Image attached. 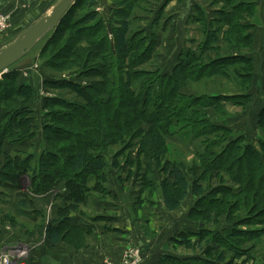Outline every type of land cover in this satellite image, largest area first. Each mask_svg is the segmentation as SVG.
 I'll use <instances>...</instances> for the list:
<instances>
[{
  "label": "trees",
  "instance_id": "obj_1",
  "mask_svg": "<svg viewBox=\"0 0 264 264\" xmlns=\"http://www.w3.org/2000/svg\"><path fill=\"white\" fill-rule=\"evenodd\" d=\"M84 1L78 0L56 31L48 35L40 56L45 57L56 45L60 48L57 58L53 57L56 61L46 60L48 64L63 71L79 68L71 75L78 79L80 76L98 77L97 83L90 88L67 79L45 81L59 87H73L89 103L76 106L64 100H45L42 104L45 116L37 115L33 88L21 85L20 74L15 69L10 70L14 72L11 76L15 79L16 90L9 84L7 90L0 93V157L5 156V160L0 161V184L19 188L22 177L31 174L30 190L48 193L65 182L70 192L67 196L69 209L85 202L90 189L102 191L109 182L108 171H120L123 159L135 164L136 161L130 159L133 153L129 152L135 146L138 147L136 164L146 166L145 171L140 168L137 173L143 180L139 193L151 188L153 195L160 189L163 202L171 211L196 195L198 200L190 218L196 214L204 221H211L210 201H204L211 180L206 175L226 169L234 181L248 185L232 202L223 201L224 198L217 202L225 203L222 207H228L229 218L234 209L248 211L240 218L241 223L253 217L245 223L250 226L245 231V242H251L250 246L246 250L235 248L228 239L236 231L228 236L213 233L207 227L200 228L201 220L195 222L199 232L179 233V244L187 249H203V256L189 260L167 257L161 264H237L242 257L252 258V249L258 250L256 254L260 256L259 252L264 250V107L257 115L260 133L257 146L245 142L241 136L233 138L228 124L231 115L226 108L232 104L247 109L254 101L258 0H215L221 6L210 19L202 11L203 16L198 13L192 17L200 22L198 34L187 39L189 44L180 51L174 68L167 72L159 67L153 71L141 68L152 59L151 52L158 43L154 31H145V36L135 28L137 19L133 16L140 9L147 10L148 0H114L116 8L109 19L92 8L95 0H89L90 8L71 20V14L75 10L79 12L78 6L84 5ZM107 25L112 36L105 31ZM4 34L0 39L6 41L9 34ZM11 76L5 74L3 78ZM3 83L0 81V88ZM11 87L14 89L8 95ZM11 97L21 100L15 102L14 107L4 108L2 103L12 101ZM22 102L26 104L22 106ZM209 108L216 111L213 118L206 112ZM39 119L43 121L46 138L43 150L28 156L8 154L5 143L10 139L19 143L35 138L32 128L37 129L35 122ZM59 122L62 128L57 127ZM66 124H74L77 129L67 128ZM177 132L190 137L193 145L198 143L199 166H189L186 156L169 150V143L181 136ZM220 133H224L223 136H217ZM11 134L16 137L11 138ZM212 165L217 168L213 169ZM156 166H163L161 180L159 174L154 175ZM199 167L201 172L195 174ZM131 174L132 171L128 178ZM194 175L197 178L194 177L190 184V177ZM118 178L121 181L120 173ZM213 193L223 194V191ZM213 211L217 213L215 219L220 221L222 213ZM0 222L11 224L5 218ZM52 237L55 241L62 238L59 231H54ZM193 238H196L194 244Z\"/></svg>",
  "mask_w": 264,
  "mask_h": 264
},
{
  "label": "crops",
  "instance_id": "obj_2",
  "mask_svg": "<svg viewBox=\"0 0 264 264\" xmlns=\"http://www.w3.org/2000/svg\"><path fill=\"white\" fill-rule=\"evenodd\" d=\"M50 1L52 0H0V12H8L13 17H35L27 23L30 25L34 20L48 13L57 0H53L52 3ZM109 1L111 2V0ZM148 1L150 3L147 10L140 9L135 13L133 19L140 22L142 30L157 33L158 43L155 47L158 51L157 62L156 65L153 62V65L167 72L176 65L182 48L189 44L187 39L198 34L200 22H196L192 17L195 18L202 11L210 19L220 8L221 3H217L215 0ZM98 4L102 6L99 8L104 10L102 14L109 19L112 11L116 8L114 0H112V4L105 5L101 2ZM258 4L259 15L264 17V0H258ZM255 22V50L258 53V50L264 47V35H259V31L264 33V27L258 26L257 19ZM25 26L26 24L19 32ZM260 26H264V23ZM257 57L260 56L255 54L256 60ZM36 68L37 65L34 70ZM46 78L43 79L47 80ZM27 83L37 95L35 96L36 110L45 116L46 111L42 106L44 99L40 98L44 89L43 87L40 89L42 82H38L35 78L34 82L31 80ZM35 125L39 137L28 140L26 143L34 141L36 145H44L46 138L43 135L42 119L36 121ZM15 145L19 149L22 147L21 143L7 142L5 151L12 156H19L20 153L17 152L18 148ZM0 161H3L2 157H0ZM108 173L109 182L102 191L90 189L85 202L76 204L69 209L70 203L67 201V196L70 192L65 182L48 193H34L29 187L26 188L23 185L18 188L11 184H0V221L3 218L8 219L12 226L10 230L2 226L0 245L21 243L28 248L32 264H104L103 261L107 258L120 261L128 247L138 246L141 247L143 253L141 264H161L165 259L162 256L166 253L162 249L169 245L167 239L173 237V218L174 221L177 220L175 225L181 223L182 213L187 217L192 208L190 212L187 209L183 211V205H181L178 208L179 212L173 215V211L169 210L164 202H161V196H158L157 218L154 220L155 222H150L144 218L145 205L148 203L150 209L153 210V204L156 202L155 197H151L150 194L147 196L146 190L143 194L139 193L143 187L142 177L139 175L135 181V178H128L127 171L119 172L111 169ZM119 173L122 175L121 181L118 178ZM130 185L132 186L130 187ZM190 198L194 200L193 195ZM169 218L171 221H168ZM146 221L150 223L149 226L146 225ZM189 221L191 222L186 219V222ZM186 224L191 225L192 222L185 223L182 227H185ZM155 225L159 228H156L157 234L155 233L154 236V234H150L153 232L150 229H154ZM182 227L179 228L181 231ZM48 228L50 230L47 233ZM54 231H59L61 240H53ZM172 245L173 258L177 260H187V258L193 257L192 255L201 253L199 248L187 249L174 242ZM256 251L258 250H251L252 258L242 257L236 263L264 264V250L259 252L260 256L257 255L258 253L256 254Z\"/></svg>",
  "mask_w": 264,
  "mask_h": 264
},
{
  "label": "rangeland",
  "instance_id": "obj_3",
  "mask_svg": "<svg viewBox=\"0 0 264 264\" xmlns=\"http://www.w3.org/2000/svg\"><path fill=\"white\" fill-rule=\"evenodd\" d=\"M52 1H50V2L52 3ZM54 1H56V0H54ZM97 1L101 2L105 5L108 3L112 4V0H111V2L109 0H95L96 3H93L92 8L94 7L101 14L104 10L102 8H99L102 6H100ZM84 2H85L84 5L81 4L80 6H78V9L81 8L79 12L75 10L76 12L74 11L71 14V16H70L71 20H74L77 18V17L73 18L74 15L79 16V14L81 12H82V14H84L83 13L84 10H87L90 8L89 0H86ZM0 13L1 14H7V15L11 16L10 28L8 29L9 37L6 41L0 39V47H5L4 45H7L11 41H13L16 38V36L20 33L19 30L25 24H26L25 28L28 27L29 24H27V23L35 18V17H31V18L27 17L26 18L24 16L13 17V15L8 13V12H0ZM36 20H34V21H36ZM257 20H258V22H257L258 26L263 28L264 26H260V25H263L264 17L263 16L260 17V15H259ZM107 27H106L105 31L110 33V35L112 36V30H110V26H107ZM135 28L139 29L141 32L143 31L142 34L146 36V32L144 30H141L139 21L137 23H135ZM259 35H264V33H261L259 31ZM47 37L48 36H46L33 50H31V52L29 54H27L24 58H22L18 63L13 65V67L11 69H8L5 74H10V76H11L12 74H14V72L13 71L10 72V70L15 69V71L20 74L19 75L20 76L19 82L21 85L26 84V85L30 86L29 83H27V82L31 81V80L34 82L35 78L38 80V82H42V83H40L41 84L40 89H42V87L44 89H43V92L40 94V98L44 99V102H45V100L47 101V100L55 99L54 102H59V101L64 100L67 102H71L72 104H75L76 106L77 105L87 106L89 103L87 98H82L76 92V89H74L73 87H70V86L59 87V86H55V85H50L49 83L48 84L45 83L46 80L43 79L44 77H47L46 79H48L50 81L67 79V80H70L69 82L73 81V82H75V84H77V85L79 84V85L83 86L84 88H86V87L90 88V86L95 85V83H97V81H98V77L96 78V77L80 76L78 79V78H76V76H71V75H74L77 72V70H79V68L76 70L72 69V71H70V70L63 71V70H61V68H55L52 65L48 64L46 60H49L51 62L56 61V58H57L56 53L60 50V48L56 47V45H55V47H53L48 52V54L45 55V57H41L40 56V50H41L42 46L45 44ZM157 52L158 51L156 49H154V51L151 52L152 59L150 61L146 62L144 65H141V68H144L147 70H152V71L155 70L156 66L153 65V62L156 65V62H157L156 61V54H157ZM256 54H258L260 57L259 58L257 57V60H256L257 61L256 62L257 77H256L255 86L253 87L254 101L250 104V106H248L247 109H242L240 106H235L232 104H228V106L226 108L229 110V114L231 115L229 118L228 124L231 127V129L233 130V133H232L233 138L241 136V137H243L245 142H249V143L252 142V143H254V145L257 146L258 139L260 137L259 129L257 128V115H258L259 111L264 107V47L260 48L258 50V53H256ZM53 57H56L55 60L53 59ZM36 65H37V68L34 70ZM18 68H20V69H18ZM30 69H31V71H30ZM50 73L53 75H51ZM5 74L0 75V81L4 82L2 87L0 88V93L3 89H6L9 86V84H12L16 90V84H14V81H15L14 77L11 76L8 79H4L3 77ZM28 75H29V77H28ZM63 82L67 83L65 81H63ZM14 88L11 87V90L10 91L8 90L9 91L8 95H11V92ZM91 92L93 93V91H91ZM35 96H37V95H35ZM34 97H32V98H34ZM11 99H12V97H11ZM20 100H21V98H19L16 101L14 99H12V101H5L2 104H3L4 108L9 109L11 107H14L16 105L15 102L18 103ZM24 104H26V102H22V106ZM27 106L30 107L31 105L27 103ZM60 108H61V106H60ZM62 110H66V108H62ZM206 112L208 113V115L211 116V118H213L215 116V113H216L215 109H213V108L207 109ZM37 115H40V112H38ZM64 126L67 128L70 127V128L77 129V127H75L74 124H71V125L66 124ZM57 127L62 128L60 126V122L57 124ZM32 129H33V132L35 134L34 137H39V133L36 131L37 129H35L34 127ZM57 130L64 131L63 129H57ZM177 134H180L181 136L178 135L176 137L175 141L172 140V142H170L168 145L171 153L173 152V150H175L174 154L177 152L179 154V156H183V155L186 156V158L188 159L187 164L189 166L190 165L199 166V164L201 163V160L199 159V156L196 153L199 149V148H197L198 143H194V145H193L190 137L184 135L183 133L177 132ZM223 134L224 133H220V134H217V136H223ZM10 137L11 138L16 137V135L11 134ZM9 142L14 143L13 139H10ZM17 142H15V144L21 143V145H22V147H20V149L15 145V147L18 148L17 152L20 153V156L22 154H25L28 156L34 152H36V153L41 152L43 150V146H44V145H36L34 141H30L31 144H30V142L26 143L25 140H22L19 143H17ZM137 150H138V147H135V146H132V148L129 150V152L131 154L133 153L131 155L130 159L135 160L136 161L135 164L128 163L123 159L121 167H120L122 169L120 171L118 169H114V170H118L119 172H121L122 170L127 171L128 174L132 171L130 178L131 179L135 178V181L138 178L137 173L139 172L140 168L142 171H145V169H146L145 164H142V165L136 164V163H138V156L136 155V153L138 152ZM37 154H39V153H37ZM1 157H2V160L4 161L5 158L3 159V156H1ZM29 162H31V161H29ZM162 167L156 166L155 171H154V175L159 174V180H161V172H162L161 168ZM212 168L216 169L217 166L212 165ZM195 169H196V167H195ZM201 170L202 169L199 167L197 170H195L196 172L194 170H191V172H195V174H198L201 172ZM225 171H226V169L224 171L223 170H221V171L215 170L213 172H208L206 175V177H208V178L210 177L211 180H210V184H209V190L206 192L207 200H204V201H210V204L208 203V206L212 210L211 211L212 217H213L212 220L211 221H204V219H201L202 218L201 216H198L196 214L193 215L194 218L191 219V218H189L188 215L186 217V215H184L182 213L183 219H181L182 220L181 223L175 225L177 223V220L174 221V218H173V226H172L173 237L167 239V242H169V245L166 246L165 249H162L163 252H166L162 256L163 259L167 258V257L173 258V245H172V243L174 242L176 245H180L179 244V237H180L179 233H185L186 231H191V232L197 233V232H199L200 228H206V227L209 229H212L213 233H218L220 235H222L224 233V236H228V234L235 233V231H236V234L233 237H229V239H228L231 242V244L239 250H246L247 247L250 246L251 242H245L246 233H247L245 231H248V228H250V226H249V224H245V223L252 221L253 217L249 218L245 223L244 222L241 223L242 221H240V218H243V216L248 212L247 210L241 211V209L240 210L234 209L235 212L229 218L228 207L226 205L224 207H222L225 203H223V205H220V203L217 202V200H222L223 198H224L223 201L231 200V202H232L235 197L241 196L242 190L247 188L248 183L247 184L245 183V186H244V185H242L243 183L241 184V183H238L237 181H234L232 179V177ZM210 174H211V176H210ZM30 175L31 174L22 177V181H21L22 185L26 188L29 187L30 183H31ZM140 177H141V174H140ZM194 177L197 178V175L190 177V179H191V181L189 180L190 184H192ZM247 180L248 179H245V181H247ZM131 186L132 185H130V187ZM146 190H147L146 191L147 196H149V194H150L151 197H155V202H156L155 204H153L154 205L153 210L150 209V207L148 206V203H147V205H145L144 218H146V220H148V221L150 220V222H151V221L156 220V218H157L156 217V211L158 210V196H161V195H160V191H158V190H156L155 193H153V195H152V189L151 188H148ZM216 190H222L223 194L222 193L214 194L213 192ZM193 197H194V200L189 197L185 202L182 203V205H183L182 210L183 211L187 209L190 212L191 208L194 207L195 202L198 200V198L196 197V195H193ZM209 199H212V200H209ZM162 201H163V199L161 200V202ZM218 206H219V208H218ZM213 210L219 211L220 212L219 214L222 213V215H220V218H222L220 221H217L215 219L218 217H217V213L214 212ZM239 211H241V213H239ZM178 212H179V209H177L176 211H173V215H176ZM186 219L191 220L193 227H191L192 224L191 225L186 224L185 227H182L185 223H191L190 221L186 222ZM201 220H202L201 227L199 228L198 223ZM148 221H146L147 226H149V224H150ZM168 221H171V218H169ZM236 221H238V222H236ZM195 222H198V223H195ZM218 223L220 224V226L216 225ZM240 223L242 225L238 226ZM211 226H214V227H211ZM181 227L183 228L182 231H181V229H179ZM253 227H254V225H253ZM156 228L158 229L159 227H157L155 225L154 229H150L151 231H153L150 234H152V235L154 234V236H155ZM147 235L149 236V234H147ZM149 237H151V236H149ZM151 238H153V237H151ZM195 239L196 238L192 239V241H191L192 244H194ZM214 245L216 246V248H219L217 243H214ZM181 250L187 251L184 249H181ZM202 250L203 249H201L200 251H202ZM166 254H169V255H166ZM192 256L193 257L187 258V259H192V258H196V257L199 258V256L202 257L203 254L199 253L198 255H192Z\"/></svg>",
  "mask_w": 264,
  "mask_h": 264
},
{
  "label": "water",
  "instance_id": "obj_4",
  "mask_svg": "<svg viewBox=\"0 0 264 264\" xmlns=\"http://www.w3.org/2000/svg\"><path fill=\"white\" fill-rule=\"evenodd\" d=\"M77 1L57 0L48 13L26 27L5 47L0 48V74L29 54L46 36L55 32Z\"/></svg>",
  "mask_w": 264,
  "mask_h": 264
},
{
  "label": "built area",
  "instance_id": "obj_5",
  "mask_svg": "<svg viewBox=\"0 0 264 264\" xmlns=\"http://www.w3.org/2000/svg\"><path fill=\"white\" fill-rule=\"evenodd\" d=\"M10 15L0 13V36L8 32L10 28ZM6 73V72H5ZM5 73H1L5 74ZM2 226L5 229H12L11 224L0 222V232ZM28 248L21 243H4L0 245V264H31ZM142 249L138 246L128 247L120 261L107 258L103 261L104 264H141L143 260Z\"/></svg>",
  "mask_w": 264,
  "mask_h": 264
}]
</instances>
